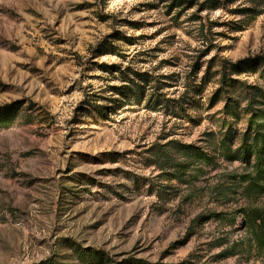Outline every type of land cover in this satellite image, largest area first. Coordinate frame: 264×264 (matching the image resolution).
Wrapping results in <instances>:
<instances>
[{
  "label": "rangeland",
  "instance_id": "rangeland-1",
  "mask_svg": "<svg viewBox=\"0 0 264 264\" xmlns=\"http://www.w3.org/2000/svg\"><path fill=\"white\" fill-rule=\"evenodd\" d=\"M217 1L199 13L207 49L196 6L174 19L159 0H0V107L19 102L0 125V264H264L254 159L229 156L247 115L230 123L227 156L212 148L227 130L225 101L208 106L216 84L188 90L198 122L181 123L148 95L108 102L120 80L99 66L147 71L178 99L214 57L264 56V0ZM234 77L264 91L259 71ZM170 139L215 150L189 165L170 153L182 165L160 169L148 149Z\"/></svg>",
  "mask_w": 264,
  "mask_h": 264
},
{
  "label": "trees",
  "instance_id": "trees-1",
  "mask_svg": "<svg viewBox=\"0 0 264 264\" xmlns=\"http://www.w3.org/2000/svg\"><path fill=\"white\" fill-rule=\"evenodd\" d=\"M164 4L165 12L173 18L180 17L190 8L196 6L195 11L189 14L188 20L198 21L196 34L203 44H206L207 49L211 48L213 37L211 31V21L208 17L199 15L208 8H217L219 2L217 0H159ZM121 38V37H120ZM124 41H130L128 37H122ZM110 48L113 46L110 45ZM206 49V50H207ZM203 52V51H202ZM206 52V51H205ZM108 74H114L118 72L117 78L120 80L119 85H111V94L118 96L108 97L110 103L117 104L124 102L127 103H140L147 96L146 105L154 110L163 108L166 115H170L176 119H179L181 123H192L196 124V119L193 113L189 112L188 109L191 107H198V102L195 98L190 96L188 90L200 94L202 88L208 83L216 84L214 92L209 97L208 106L211 108L217 101L224 100V107L222 113L224 114V120L222 121L221 128L227 126V130L222 134L221 139L212 148H218L223 153L230 154V143L227 142V135L231 127L230 123L233 119H238L243 115H247L245 121L244 131L240 137V143L238 147L233 151L232 155H229L231 159L241 157L242 159H249L253 157V167L256 173V179L258 181L254 184V187H260L264 190V91L261 87L249 85L246 79L235 78L234 75L246 72L247 74H253L259 71V77L264 84V56L256 55L253 57H246L235 62L220 57L213 58L208 61L206 67L200 77L198 83L194 85H185V91L182 95L177 98H166L163 93H160L159 89L162 88L160 85L162 81L158 77L154 76L147 71H138L129 69L127 67L121 69L119 66L114 64L110 65H99ZM215 67V69H214ZM201 68L200 64L196 65L197 71ZM196 81V80H194ZM241 92L245 96L241 95ZM247 94V95H246ZM201 95V94H200ZM257 98V99H256ZM123 100V101H122ZM243 100H246L245 104L241 106ZM179 101L181 103H179ZM19 102H13L5 107H0V125H7L14 121L18 115ZM108 111H110L108 109ZM105 114V113H104ZM103 114V115H104ZM207 143V141H205ZM211 147V146H210ZM209 150L210 148L195 146L191 144H184L175 139L167 140L165 143H159L151 145L148 152H152L156 158L154 163L160 169L164 168L168 164L169 167H177L182 165V162L175 160L170 153H182L187 156V161H184L185 165L192 164L193 161L197 160H210L211 155L209 152H213L215 149ZM182 171L178 174H181ZM255 220H259L260 224L264 226V211H254ZM264 234V230H263ZM78 257L87 258V256L93 259H99L102 261L103 253L100 250L93 251L92 253H86L79 247L75 248ZM140 260H136L134 264H139Z\"/></svg>",
  "mask_w": 264,
  "mask_h": 264
}]
</instances>
